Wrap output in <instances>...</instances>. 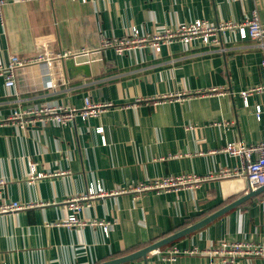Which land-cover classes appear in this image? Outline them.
<instances>
[{"label":"crops","instance_id":"0c3cea01","mask_svg":"<svg viewBox=\"0 0 264 264\" xmlns=\"http://www.w3.org/2000/svg\"><path fill=\"white\" fill-rule=\"evenodd\" d=\"M254 9L264 23V0L3 1L0 64L15 54L68 56L53 63L64 77L54 89L44 87L39 65L18 72L19 95L0 76L1 119L18 104L81 107L89 96L111 105L67 125L0 124V208L14 201L26 205L0 209V264H100L192 226L251 190L244 174L179 191L131 188L163 176L206 177L242 167L241 158L221 149L231 141L264 140V96L250 95L248 106L240 97L263 81L264 52L255 41L228 32L220 46L195 39L165 45L159 53L142 48L125 54L103 48L102 41L132 26L152 32L198 18L236 21ZM99 126L103 133L96 131ZM92 185L104 194L77 215L109 221L108 233L101 226L61 224L71 213L69 200ZM223 240L264 246V190L161 251L120 264H228L217 252L182 254L175 261L163 257L174 244L213 250ZM233 264H264V257L241 255Z\"/></svg>","mask_w":264,"mask_h":264},{"label":"built area","instance_id":"2783aa9c","mask_svg":"<svg viewBox=\"0 0 264 264\" xmlns=\"http://www.w3.org/2000/svg\"><path fill=\"white\" fill-rule=\"evenodd\" d=\"M4 0H0V9ZM85 1V0H83ZM228 32L235 33L240 39H252L255 44L264 52V23L261 21L258 10L254 9L250 16L242 20H220L211 22L208 19H195L189 22L176 24L174 26L158 25L152 32L145 31L138 26H132L130 30L120 37H107L102 41L103 48H114L118 54H125L134 49L150 48L155 53H159L163 46L175 42L189 44L195 39L201 40L207 45L220 46L223 35ZM220 50H224L221 47ZM68 53L51 54L46 52L35 57L22 58L12 55L8 62L0 64V76L3 77L5 85L14 89V94L19 95L17 89V75L21 70L31 66H41V76L46 89H54L56 81L64 80L63 74L58 73L53 68L56 60H64ZM263 81L256 85L244 89L240 92V97L246 106L249 105V96L252 94H262L264 96V56L261 61ZM111 105L110 102H97L87 96L81 107L67 106L63 104H52L45 102L42 104H18V106L4 119L0 118V124L11 123L19 128L26 129L45 123H55L67 125L77 118L86 120L89 117L97 116ZM256 116L261 119L262 108L256 106ZM96 131L103 133V126L96 128ZM231 156L242 159L241 168L224 167L216 174L203 177L197 174H180L158 177L146 182L136 184L131 188L133 192H143L154 190L179 191L184 188H195L202 181L230 175H246L251 190H256L264 185V140L256 144H246L243 141L228 142L222 149ZM34 168V166H33ZM104 194L101 186H90L88 191L81 196H75L69 200L71 213L61 224L68 227H84L86 225L101 226L106 233L109 231V221L97 218L85 220L77 215V212L88 207L90 200ZM26 205L14 201L1 206L2 211H16L25 208ZM161 251L160 249H157ZM164 259L175 261L182 254H213L219 253L228 264H233L235 258L241 255H261L264 257V246L252 242L223 240L217 249H203L198 246L181 248L174 244L163 251Z\"/></svg>","mask_w":264,"mask_h":264},{"label":"water","instance_id":"95a60500","mask_svg":"<svg viewBox=\"0 0 264 264\" xmlns=\"http://www.w3.org/2000/svg\"><path fill=\"white\" fill-rule=\"evenodd\" d=\"M66 64L67 66L69 65H73L74 64V60L72 58H69L66 60ZM84 67V66H83ZM82 68V67H81ZM264 190V185L259 187L258 189L256 190H250L247 194H245L243 197L239 198L238 200L232 202L231 204L217 210L216 212L208 215L207 217H205L204 219H202L201 221L193 224L192 226H189L183 230H180L179 232L175 233V234H172L166 238H163L161 239L160 241L158 242H155L153 244H150L144 248H141L135 252H132L130 254H127V255H124V256H120V257H117V258H114V259H110V260H107V261H104L100 264H120V263H123V262H127L129 260H132V259H136V258H139V257H144L146 256L149 252L155 250V249H158L159 247H161L163 244L169 242V241H172L174 239H176L177 237L183 235V234H186L192 230H195L199 227H202L204 226L205 224L209 223L210 221L214 220L215 218H217L218 216H220L221 214H223L224 212H226L228 209L242 203L243 201L259 194L260 192H262Z\"/></svg>","mask_w":264,"mask_h":264}]
</instances>
